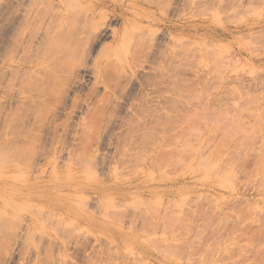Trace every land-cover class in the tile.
<instances>
[{"label":"rangeland","instance_id":"1","mask_svg":"<svg viewBox=\"0 0 264 264\" xmlns=\"http://www.w3.org/2000/svg\"><path fill=\"white\" fill-rule=\"evenodd\" d=\"M101 2L0 0V264H264V0Z\"/></svg>","mask_w":264,"mask_h":264},{"label":"bare ground","instance_id":"2","mask_svg":"<svg viewBox=\"0 0 264 264\" xmlns=\"http://www.w3.org/2000/svg\"><path fill=\"white\" fill-rule=\"evenodd\" d=\"M52 1V3H54L55 2V0H50V2ZM76 1V3H81L82 2V0H75ZM41 4V3H40ZM39 1H37V3H36V8H35V10H34V15H35V18L37 19V15H38V10H36V9H39ZM52 5V4H51ZM101 5L103 6V8H108L109 6L107 5V3L105 2V0H102V2H101ZM215 6H216V3L214 4ZM80 6V5H79ZM121 6H114V8H113V15L115 16V15H117V14H119V17L120 18H122V19H124L125 17H121V16H125V13L124 12H121ZM213 8V7H212ZM40 10V9H39ZM216 10V9H215ZM213 11V10H212ZM219 11V10H218ZM217 11H215V13H216ZM213 13V12H212ZM100 14V13H99ZM99 14L98 15H95L94 14V12H93V14H92V20H94V19H97L98 17H99ZM107 14H109V13H107ZM214 14V13H213ZM218 14V13H217ZM216 14V15H217ZM101 16H100V20L101 19H103L104 17H106L105 16V13L102 11L101 12V14H100ZM219 15V14H218ZM31 16L32 15H30V17H29V19L31 18ZM215 16V15H214ZM216 17V16H215ZM214 17V18H215ZM219 17V16H218ZM99 19V18H98ZM91 20V21H92ZM125 20V19H124ZM95 21V20H94ZM93 21V22H94ZM103 25H105V23H102V22H97V23H94V25H93V31H92V33H90L91 32V26L92 25H88V27L90 28L89 29V34L92 36V35H94V34H96L97 32L98 33H100L101 31H103L102 29H103ZM58 25L56 24V26H55V28L57 27ZM126 30V29H125ZM182 31V30H181ZM56 32V31H55ZM180 33V32H179ZM87 34V33H86ZM171 34V33H170ZM121 35L122 34H120V33H118V32H114V40H116L117 38H120L121 37ZM90 36V37H91ZM87 37H88V35H87ZM95 37V36H94ZM95 38H97V35H96V37ZM88 40V44L89 43H91V42H89V38H84V40L85 41H87ZM95 40V39H94ZM120 40H121V38H120ZM122 40H124V39H122ZM84 41V42H85ZM91 41H92V39H91ZM50 43V42H49ZM95 43V42H94ZM52 44V43H51ZM87 44V45H88ZM92 44V43H91ZM51 46V45H50ZM50 46L49 47H47L48 48V52H49V50H51V48H50ZM89 46H90V44H89ZM102 47V46H101ZM53 49V48H52ZM86 50V49H85ZM58 51V50H57ZM57 51H54L55 53L57 52ZM101 52H100V55H99V57H98V59H97V61H98V66H97V69H98V71L96 72V73H94L93 75V77L91 76V78H95V80L94 81H96L97 83H106V79L104 78V76H103V71H102V64H103V61H105V59H108V57L110 56V50L108 49V48H106V47H103V49H101L100 50ZM51 52V51H50ZM53 52V53H54ZM52 53V54H53ZM51 54V53H50ZM57 54V53H56ZM61 53H59V55H60ZM45 55H47V53H45L44 54V59H45ZM63 55V54H62ZM50 56V55H49ZM50 57H52V56H50ZM56 57H58V58H56V59H53L54 60V64H56V61H57V59H58V61H57V63L59 64V59H62V58H59V57H61V55L60 56H56ZM63 57H64V55H63ZM48 58V57H47ZM54 58V57H53ZM66 58V57H65ZM51 59V58H50ZM52 60V61H53ZM56 60V61H55ZM61 61V60H60ZM63 61H65V63L67 62L68 63V61H66V59L64 60L63 59ZM67 63H66V65H67ZM53 64V62H51V64L50 65H52ZM16 65V64H15ZM60 65H61V63H60ZM60 65H58V66H56V67H60ZM63 65H64V67L66 66L64 63H63ZM49 66V65H48ZM62 66V65H61ZM84 66V65H83ZM51 67H54L53 65L51 66ZM55 67V68H56ZM82 67V66H81ZM50 68V67H49ZM96 68V67H95ZM51 69V68H50ZM54 69V68H53ZM57 69V68H56ZM60 69H62V67H60ZM85 69V68H84ZM93 69V68H92ZM47 70V69H46ZM75 70V69H74ZM19 71V70H18ZM22 71V70H21ZM23 71H24V69H23ZM36 71H37V69H36ZM86 71V70H85ZM25 72V71H24ZM27 72V71H26ZM33 72V71H32ZM76 72H77V70H76ZM105 73V72H104ZM81 74V73H80ZM83 75V74H82ZM64 76V75H63ZM80 76V75H79ZM54 77H56V76H54ZM78 76H76V78H77ZM54 79V78H53ZM61 79H63V78H61ZM75 79V78H74ZM55 80V79H54ZM81 80V79H80ZM56 81H59L58 79L56 80ZM78 82V81H77ZM81 82V81H80ZM95 82V83H96ZM64 83H66V82H64ZM69 83V82H68ZM73 83V82H72ZM96 83V84H97ZM74 84V83H73ZM79 84H81V83H79ZM78 85V84H77ZM77 88V87H76ZM78 89V88H77ZM151 129V128H150ZM149 130V129H148ZM33 227V226H32ZM31 228V227H30ZM34 229V228H33ZM32 232V231H31ZM33 233H31V235H32Z\"/></svg>","mask_w":264,"mask_h":264}]
</instances>
